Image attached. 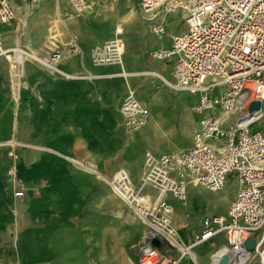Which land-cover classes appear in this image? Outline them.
Segmentation results:
<instances>
[{"label":"crops","instance_id":"crops-1","mask_svg":"<svg viewBox=\"0 0 264 264\" xmlns=\"http://www.w3.org/2000/svg\"><path fill=\"white\" fill-rule=\"evenodd\" d=\"M9 3L15 16L0 24L5 48L16 47L18 35L26 50L58 45V69L76 75L87 70L95 78H64L26 57L20 76L17 70L11 80L9 62L0 56V264H138L134 247L145 225L108 180L124 169L138 183L146 152L174 154L192 145L201 118L192 110L198 95L172 90L150 74L173 81L172 63L150 52L170 48L172 37L186 30L183 13L147 15L139 0H91L89 11L67 17L69 0ZM179 11L172 32L168 18ZM158 22L161 36L150 29ZM118 27L122 63L95 65L92 49L113 39ZM73 38L80 52L70 51ZM128 89L149 111L136 132L126 129L120 110ZM209 143L220 146L223 139ZM11 153L17 156L13 174ZM227 181L233 182L231 190L224 187L227 195L189 185L185 205L167 196L185 241L206 218L227 216L237 190L233 177ZM144 192L155 196L150 186ZM218 242L210 256L226 245L225 236L206 242Z\"/></svg>","mask_w":264,"mask_h":264},{"label":"built area","instance_id":"built-area-1","mask_svg":"<svg viewBox=\"0 0 264 264\" xmlns=\"http://www.w3.org/2000/svg\"><path fill=\"white\" fill-rule=\"evenodd\" d=\"M69 3L67 17H72L87 10L90 0ZM139 8L147 15L156 10L164 14L182 11L186 30L172 37L170 48L150 52L151 57L172 63L173 81L150 74L172 90L197 94L192 110L201 118L188 150L159 156L146 152L138 183L124 169L108 180L114 193L145 225L138 264H194L190 260L194 249L221 234L233 258L241 260L247 240L253 239L250 255L241 264H264V0H139ZM14 16L9 0H0V24L10 23ZM150 29L157 36L164 33L162 22ZM69 48L80 52L79 45ZM124 48L118 27L113 39L92 49V62L121 64ZM14 50L4 47L0 35V56L8 60L9 69L19 71L16 79L26 57L64 78H95L87 70L76 75L58 69L63 58L58 45L46 51L22 48L19 56ZM253 102L260 103L257 110H250ZM120 110L129 132L147 123L149 111L132 89ZM255 123L261 127L251 130ZM220 139V146L209 143ZM10 157L8 173L13 174L17 156L11 153ZM228 177L236 180L237 190L227 216L206 218L201 231L185 241L173 224L174 208L167 196L185 205L189 185L216 192L225 187ZM148 186L155 190L154 198L144 192ZM23 194L15 192L16 197ZM155 238L161 242L160 248L152 244Z\"/></svg>","mask_w":264,"mask_h":264},{"label":"rangeland","instance_id":"rangeland-1","mask_svg":"<svg viewBox=\"0 0 264 264\" xmlns=\"http://www.w3.org/2000/svg\"><path fill=\"white\" fill-rule=\"evenodd\" d=\"M181 11H179V14H171V16H169V20L168 21V26L170 27V30H172V32H175L176 30V26L175 22H177L178 17L180 16ZM18 22V21H17ZM18 47L22 48L20 46V41H19V35L17 36V45ZM262 108L264 109V103L262 104ZM220 114V113H219ZM261 127L260 123H255L253 124L250 129L251 130H256L259 129ZM233 187V182L232 181H227L226 183V188L228 190H231ZM141 241V240H140ZM140 241L139 243H137L134 247L135 253H136V257L137 260L139 258V245H140ZM220 244V242L216 243V246L211 245V243H206L205 245L196 247L195 250V256L197 257L198 260V264H210V253ZM165 249H162V252L164 253ZM175 252H173L172 254H174Z\"/></svg>","mask_w":264,"mask_h":264},{"label":"bare ground","instance_id":"bare-ground-1","mask_svg":"<svg viewBox=\"0 0 264 264\" xmlns=\"http://www.w3.org/2000/svg\"><path fill=\"white\" fill-rule=\"evenodd\" d=\"M91 1V0H90ZM88 11H89V8L87 9ZM61 22H64V18H58ZM64 19V20H63ZM71 46H77L78 47V44L76 43V41H75V39L73 38L72 39V43H71ZM20 49H22V48H20V47H18V46H16L15 47V54L17 55V56H19L20 55ZM9 59H11V60H13L14 58L12 57V56H10L9 57ZM16 71H17V69H10V73H11V77H12V79L14 78V76H15V74H16ZM222 191H224L225 192V194L227 195L228 194V191L226 190V189H222ZM218 199V198H217ZM253 247V246H252ZM252 247L251 248H248L247 246H246V244H245V250H246V252H244V254H243V260H241V258L240 259H236V258H233L234 256H233V254H231V253H233V252H230V249H229V246H227V245H224L223 247H221V248H219L217 251H215L211 256H210V264H221V259L219 260V259H216V258H220L221 256H222V253H224L223 251H226L225 253H224V255H228V259H227V262H226V264H241V263H243L244 262V260H246L248 257H249V255H250V250L252 249ZM219 255H221V256H219ZM191 257V259L190 260H192V262L194 263V264H198V260H197V257L195 256V251H193L192 252V254L190 255ZM222 258V257H221ZM219 260V261H218Z\"/></svg>","mask_w":264,"mask_h":264},{"label":"water","instance_id":"water-1","mask_svg":"<svg viewBox=\"0 0 264 264\" xmlns=\"http://www.w3.org/2000/svg\"><path fill=\"white\" fill-rule=\"evenodd\" d=\"M260 106V103L259 102H253L251 103L250 105V110H257ZM152 244L155 245L156 247L160 248L161 247V242L159 241V239H153L152 240ZM246 246L248 248H251L253 246V239H248L247 242H246ZM227 259H228V255H223L222 256V259H221V264H226L227 262Z\"/></svg>","mask_w":264,"mask_h":264}]
</instances>
